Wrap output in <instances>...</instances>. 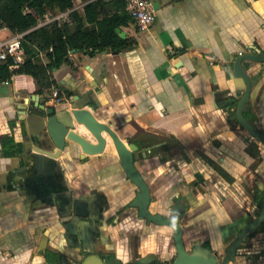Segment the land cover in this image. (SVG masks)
<instances>
[{
  "label": "crops",
  "instance_id": "1",
  "mask_svg": "<svg viewBox=\"0 0 264 264\" xmlns=\"http://www.w3.org/2000/svg\"><path fill=\"white\" fill-rule=\"evenodd\" d=\"M73 1L82 12L84 1ZM152 2L157 17L148 30L134 22L121 27L135 40L133 48L95 55L71 51L78 68L68 63L55 68L58 85L43 92L25 73L0 79V264H63L47 253L93 235L86 226L75 233L77 223H89L76 201L114 199L118 189L132 190L104 129L106 144L98 153L81 157L71 146L59 151L51 129L57 134L64 126L59 121L47 126L49 116L36 105H51L54 91L62 98L58 113L69 120L70 115L73 130L93 143L97 137L76 122L73 105L91 110L88 104L95 103L91 112L99 121L111 122L121 137L158 156L160 173L151 167L145 172L157 199L172 184L181 192L188 249L204 247L223 256L241 228L261 215L264 139L249 131L237 112L247 85L240 73L247 71L251 89L242 113L264 133V62L253 65L244 58L239 66L237 59L241 53L264 54V0ZM131 197L128 193L124 201ZM121 216L122 228L104 226L96 235L104 249L116 246L110 253H119L106 264H152L149 251L155 249L148 253L155 256L165 246L172 251L166 227L134 219L129 211ZM234 254L226 264H264V221L245 234ZM131 255L136 260L130 262ZM103 261L91 253L84 264Z\"/></svg>",
  "mask_w": 264,
  "mask_h": 264
},
{
  "label": "trees",
  "instance_id": "2",
  "mask_svg": "<svg viewBox=\"0 0 264 264\" xmlns=\"http://www.w3.org/2000/svg\"><path fill=\"white\" fill-rule=\"evenodd\" d=\"M83 1L80 12L74 8L73 0H0V18L12 31L26 32L22 38L25 60L14 69L9 67L11 59L0 65V79L10 80L14 74L25 73L33 77L39 92H43L58 85L53 77L55 68L64 63L78 68L70 58L72 50L95 55L134 47L133 38H123L116 30L134 22L127 10V0ZM49 11H69V20L55 19L37 26L38 19Z\"/></svg>",
  "mask_w": 264,
  "mask_h": 264
},
{
  "label": "flooded vegetation",
  "instance_id": "3",
  "mask_svg": "<svg viewBox=\"0 0 264 264\" xmlns=\"http://www.w3.org/2000/svg\"><path fill=\"white\" fill-rule=\"evenodd\" d=\"M240 55H244V53H241ZM247 55H250V57H248L249 58L248 60L253 65H256L258 62H264V54L249 53ZM256 56H261L262 58H258ZM246 74H247V76L249 75L247 73V71H246ZM54 101H55V103H54ZM51 105H54L55 107H57L56 106V100L54 98L51 99ZM64 117H66L65 119L69 121L66 113H65ZM74 127H75V125L73 126V128ZM133 150H134V154H135L134 164L137 167V169H139V171L142 173V175L144 176V178L146 179V181L148 182V184L151 188V199H150V202L148 205L149 211L152 214L160 213L166 217H170V215L175 211V209H177V208L181 209L180 213H179L178 220H179V223L182 227L183 241H184L186 249L189 252H191V253L195 252V250H197L201 247H194L193 249H188L187 244H186L185 239H184V226H183L182 221L184 219V217H183L184 206H186L185 204H187V203H185V201H183V199H182L183 196H182L181 192L177 191V190H179L178 187L175 184L174 185L172 184L170 187H168L167 191H165L162 194L161 198L157 199V193H156L157 188L155 186H153L152 182H150V179L148 178L145 171H146L147 167H151L153 170L160 173L161 167L156 169L157 168V167H155L156 163L154 162L158 156L151 154L152 152H151L150 148H148L144 151V150H142V149L140 150L136 147ZM117 157L119 159L118 152H117ZM119 161H120V159H119ZM159 162L161 164L163 163L162 160H160ZM120 163H121L122 169L126 175V179L128 180L129 184L132 185L131 186L132 190L127 191V190H121V188H120L117 190L118 192L116 194V198H114V199L109 198V197H102V195H97V196H95V199H94V197L91 199V196H90V197H88L87 200L83 199V200L76 201V202H78V213L79 214L81 213L82 215H84L86 213L87 214L86 220L89 221V223L84 224V225L77 223L75 225V229H76L75 233H77V235H80L79 234L80 226H84V227L86 226L87 229H90L92 231L93 235L91 236V238H89L88 236L85 235L86 239H84V240H79V238H78V239H76L75 242L68 243V245H66V246H60L59 245L58 247H55L56 249L53 250L55 253H53V252L47 253L49 258H50V261H53V260L57 261L58 260V262H59V259H60V263H63V264H73V263L74 264H84L85 258H87L91 253H93V254L101 255L102 260H104L103 263L106 264L108 259L111 256H113V254H115L119 257V253H110V252H114L115 250H117L116 246H114L113 248L104 249L103 246L100 245V243L98 242V239H96V235H98V233H102L104 231V226H110L111 225L112 227H116V226L121 227L122 221H120V219H123L121 215L123 214V212L129 211V212H131L132 217H134V219L140 217L139 220H141L144 223H148L151 225L164 226L167 228L168 233H171V235H172V240H173L172 241L173 242L172 251H169L168 246H165V249L163 250L162 253H160V255L159 254L157 256L152 255V254L148 255V253H150V252H152V253L156 252L157 253V251L154 249V250H151L148 253H146L147 254L146 256H150L151 259H149L148 261L149 262L152 261V264H174V260L177 257V251H178L177 247H176L175 238H174V233H175L174 229L172 228V226L167 225V224H158L155 221L150 220L148 217L143 216L141 214L140 207L135 204V201L138 198V193L140 191L139 186L130 179V177L126 173V170H125L123 163L121 161H120ZM216 166L218 168H220L221 171H223V173L226 176L229 175V174H227V170H225L226 168L224 166H222L219 163H217ZM94 191H96V189ZM128 193H132V197L130 198V200L125 202L124 200L128 197ZM93 199H94V201H93ZM81 218H84V217H81ZM254 220L255 219H251L242 228H244L248 223H250ZM103 221H105V223H103ZM242 228H241V230H242ZM211 252L216 254L217 260H219L220 258H224L225 254H226V253H224L222 256V254L217 252V251H211ZM234 255L232 256V258L234 257ZM153 256H155V257H153ZM133 260H136V257L131 255V257L129 258V261L131 262Z\"/></svg>",
  "mask_w": 264,
  "mask_h": 264
},
{
  "label": "water",
  "instance_id": "4",
  "mask_svg": "<svg viewBox=\"0 0 264 264\" xmlns=\"http://www.w3.org/2000/svg\"><path fill=\"white\" fill-rule=\"evenodd\" d=\"M153 7L155 5L153 4ZM117 32L120 33V35L123 38L127 37V34L124 30L121 28L116 29ZM76 50H72V52H75ZM250 55L244 54L238 57V65L241 66L240 61L244 58H248ZM258 58H262L261 56H256ZM241 75L246 79L247 85L245 92L239 102V108H238V118L242 121V123L246 126L249 131H251L256 136L264 139V133L259 132L257 129L252 127L247 120L243 116V106L245 101L249 97L251 84L248 79V76L246 72H241ZM76 98H79V94L74 95ZM37 98L39 96L36 95ZM95 102V101H94ZM36 105H38L40 108L44 109L46 114L49 115L48 118V125L51 127V125L54 124L55 121H59L64 127L59 133H55L54 130L51 129L53 133V138L55 141L56 146L60 147L58 148L59 151L61 149H66L67 146L76 147L81 157H86L89 154H95L100 151H102L106 144V137L102 134H100V130L104 129V133L107 134L108 137L114 140L116 149L118 151V156L120 161L123 163L127 175L130 177V179L135 182L139 186V193L138 198L135 201V204L138 205L141 209V214L143 216L148 217L150 220L155 221L158 224H167L172 226L174 229V238L176 242L177 247V257L174 260V264H216L217 263V256L215 253L210 252L208 248L201 247L195 252L191 253L189 252L184 244L183 236H182V227L179 223L178 217L181 209H175V211L170 215V217H166L160 213L152 214L149 211V202L151 199V188L142 175V173L137 169V167L134 164V150L136 148V145L129 141L127 138H123L120 136V134L117 133V131L113 128L112 123H104L98 120L97 117L92 114L91 110L96 109V104H88L91 108L88 109L87 106L81 105H73L72 111L75 115L76 122L77 123H83V125L88 129L92 130V133L94 136L97 137L98 142L93 143L91 140L88 139V137L84 136L81 133H78L77 131L73 130V126L75 125L74 122L71 123L72 117L69 118L70 120L67 121L64 118L61 117L60 113H58L57 107L54 105H46L45 103L39 104L38 101H36ZM69 139L66 141V136ZM71 140V141H70ZM70 141V142H69ZM71 143V144H70ZM51 153V152H50ZM53 157L59 154L58 151L52 152ZM142 216V217H143ZM264 220V205L261 215L255 219L254 221L248 223L242 230L238 233L236 236L234 243L228 253L224 256V261H222L220 264H226V262L234 255L235 250L239 246L240 242L244 238L245 234L250 231L251 229H254L257 225H259ZM208 253L204 254V253Z\"/></svg>",
  "mask_w": 264,
  "mask_h": 264
},
{
  "label": "built area",
  "instance_id": "5",
  "mask_svg": "<svg viewBox=\"0 0 264 264\" xmlns=\"http://www.w3.org/2000/svg\"><path fill=\"white\" fill-rule=\"evenodd\" d=\"M127 10L133 18L139 30H148L156 20V12L153 7L152 0H127ZM64 11L57 15H46L38 19L37 26H41L55 19L69 20V15ZM11 30L5 21L0 18V65L7 63L10 59L12 63L10 69L18 67L25 60V50L22 43L24 32H10ZM6 32V33H5ZM55 100L61 103L62 98L58 95V91H54Z\"/></svg>",
  "mask_w": 264,
  "mask_h": 264
},
{
  "label": "rangeland",
  "instance_id": "6",
  "mask_svg": "<svg viewBox=\"0 0 264 264\" xmlns=\"http://www.w3.org/2000/svg\"><path fill=\"white\" fill-rule=\"evenodd\" d=\"M6 33V32H5ZM54 103H55V101H54ZM56 104H58V102H56Z\"/></svg>",
  "mask_w": 264,
  "mask_h": 264
}]
</instances>
